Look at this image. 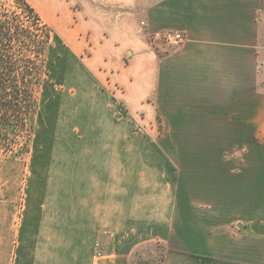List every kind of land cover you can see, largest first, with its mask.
Instances as JSON below:
<instances>
[{"label": "crops", "instance_id": "obj_1", "mask_svg": "<svg viewBox=\"0 0 264 264\" xmlns=\"http://www.w3.org/2000/svg\"><path fill=\"white\" fill-rule=\"evenodd\" d=\"M48 5L73 25L70 78L75 93L89 100L90 120L74 137L57 139L60 148L37 163L36 185L22 207L8 264H129L137 244L186 224L185 178L196 180L191 182L196 191L221 186L213 159L183 166L178 174L157 139L140 135L134 115L166 104L171 115L252 114L264 0H48ZM142 20L152 30L182 32L183 44L158 56Z\"/></svg>", "mask_w": 264, "mask_h": 264}, {"label": "rangeland", "instance_id": "obj_2", "mask_svg": "<svg viewBox=\"0 0 264 264\" xmlns=\"http://www.w3.org/2000/svg\"><path fill=\"white\" fill-rule=\"evenodd\" d=\"M26 1L51 30L48 74L30 122L28 153L7 156L0 151V264H8L22 207L36 185L37 163L60 148L57 139L74 137L76 129L90 120L89 100L75 93L70 78L74 64L68 48L73 43V25L64 14H52L48 0ZM140 27L148 37L152 29L147 22L142 20ZM256 37L258 80L251 89L252 100H256L252 114L192 110V114L171 115L166 104L160 111L140 109L134 115L141 125L140 135L157 139L178 174L184 173L183 166H204L213 159L220 168L221 186L196 191L191 183L195 179L185 178L186 224L166 227L169 233L163 238L137 244L129 264H264V17ZM155 53L162 57L169 52ZM120 107L124 109L122 102ZM179 200L177 193L176 202ZM171 217L175 218L174 211Z\"/></svg>", "mask_w": 264, "mask_h": 264}, {"label": "trees", "instance_id": "obj_3", "mask_svg": "<svg viewBox=\"0 0 264 264\" xmlns=\"http://www.w3.org/2000/svg\"><path fill=\"white\" fill-rule=\"evenodd\" d=\"M49 26L26 0H0V151L28 153L30 122L47 72Z\"/></svg>", "mask_w": 264, "mask_h": 264}, {"label": "built area", "instance_id": "obj_4", "mask_svg": "<svg viewBox=\"0 0 264 264\" xmlns=\"http://www.w3.org/2000/svg\"><path fill=\"white\" fill-rule=\"evenodd\" d=\"M148 40L150 47L163 55L180 48L184 42V35L180 31L171 29L149 30Z\"/></svg>", "mask_w": 264, "mask_h": 264}]
</instances>
